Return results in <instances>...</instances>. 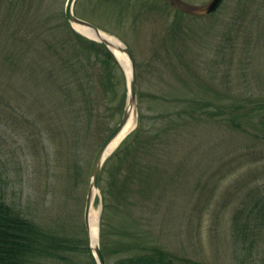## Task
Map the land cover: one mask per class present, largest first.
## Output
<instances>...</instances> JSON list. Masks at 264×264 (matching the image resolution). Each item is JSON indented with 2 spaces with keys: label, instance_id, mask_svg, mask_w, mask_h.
<instances>
[{
  "label": "rangeland",
  "instance_id": "obj_1",
  "mask_svg": "<svg viewBox=\"0 0 264 264\" xmlns=\"http://www.w3.org/2000/svg\"><path fill=\"white\" fill-rule=\"evenodd\" d=\"M23 1L11 10L0 2V197L56 237L58 254L34 264H88L86 191L114 110L88 125L87 103L59 101L62 89L31 74L42 9ZM44 1L63 23L66 0ZM209 1L131 0L122 12L94 0L74 4L78 16L94 17L131 50L136 126L162 142L150 153L135 157L134 144L124 154L122 165L146 169L142 190L126 200L114 192L112 156L102 167L92 209H105L99 242L107 264L152 245L172 255L170 264L264 259V0H221L209 14L190 9ZM116 77L119 97L126 85L122 73Z\"/></svg>",
  "mask_w": 264,
  "mask_h": 264
},
{
  "label": "trees",
  "instance_id": "obj_2",
  "mask_svg": "<svg viewBox=\"0 0 264 264\" xmlns=\"http://www.w3.org/2000/svg\"><path fill=\"white\" fill-rule=\"evenodd\" d=\"M15 1L16 0H0V2H3L2 4H6V8L9 10L13 8L14 5L12 2ZM130 1L131 0H94V4L98 8L108 7L109 4H116L115 6H118L119 11L122 12L125 11V9L128 10L131 3ZM23 4H25V0ZM30 4L31 0L29 2V5ZM35 4L42 9L40 13L42 19L39 20L42 22V28L38 30L39 32L37 31L36 36V52L38 56H34V58L29 61V64L32 65L30 68L31 74L37 76L41 75L40 84H46L45 86L49 89H51V87L56 88L57 86L59 89H62L64 91V96H59V101H65L66 99L67 103L71 105L78 103V101H82L83 106H86L87 103L88 125L93 123L92 121L95 117L99 120L107 108H112V110H114L113 115H111V117H113V123L105 130L106 134L102 137L104 140L118 123L116 117L120 112L122 115L126 103V86L125 92L119 97L116 93L117 89L115 91V85H117V71H119L120 74L122 73L123 80L126 82L122 67L114 55L103 44L90 40L76 32L66 21L65 17L63 23L60 21L59 24L56 23L57 20H53L51 15H48L47 5L44 0H36ZM106 9L107 8H105V10ZM88 19L100 27L99 22L95 21L94 17L91 16L88 17ZM63 32H65V36L61 34ZM95 58H97V61L95 60L97 64H100L99 72L96 71L95 65L92 64V60ZM55 65H59V74L57 78L52 71ZM33 66H36L38 69H33ZM97 84L99 87L94 89ZM94 90L102 94L101 98L99 94H93ZM112 103L113 105H111ZM42 105L46 108L48 106L46 103H42ZM101 107L103 112H101ZM51 108L54 107L50 105L47 108L48 112H50L49 110H51ZM262 109H264V105L259 108L261 113H263ZM251 111L255 112L257 110L252 109ZM252 116L255 115L252 113ZM261 119L264 120V117H261ZM85 124L86 122L83 123V125ZM138 126L139 125L124 138L118 148L109 156V158L112 156L111 159H114L111 165L117 167L111 179L113 180V188L114 185L116 188V190L114 188V192L120 200H126L130 198L135 191L142 190L138 185V183L141 182L138 179V175L143 173L141 169L146 170L143 165L135 162L134 164L122 165L121 159L124 154L129 151L130 147L134 144L133 152L136 157V154L139 153L144 154L147 151H149V153L152 152L154 148H157L162 143L159 142L156 144L154 135L151 137L144 136ZM135 168H139L140 170L137 171L138 169L136 170ZM103 208H105V203H103ZM104 213L105 209H102L100 217V237L103 235V224L101 220H103ZM56 246L57 239L54 234L43 229L34 221L23 217L18 210L7 204L6 201L0 197V264H34V261L37 259L58 254ZM86 250L91 257L88 264H96L88 244L86 245ZM170 256L172 255L163 248L152 245L146 249L145 252L137 256L118 260L115 264H170L172 262ZM184 264L204 263L187 260ZM260 264H264V259Z\"/></svg>",
  "mask_w": 264,
  "mask_h": 264
},
{
  "label": "water",
  "instance_id": "obj_3",
  "mask_svg": "<svg viewBox=\"0 0 264 264\" xmlns=\"http://www.w3.org/2000/svg\"><path fill=\"white\" fill-rule=\"evenodd\" d=\"M76 0H66L64 5V16L70 26L77 31L78 33L82 34L83 36L94 40L96 42H99L103 45H105L115 56L117 61L119 62L120 66L122 67L125 78H126V103L125 107L122 113V116L117 123V125L114 127L112 132L104 139L100 147L98 148L96 155L93 159V163L91 166L89 181H88V187L85 197V205H84V223L86 227L87 232V238H88V246L91 250L92 256L96 261V264H106L103 254L100 249V242H99V232H98V241L95 245H92L89 240V234H88V217L90 210L92 208L93 199L95 197L96 192L99 191L98 187V179L101 173L102 166L108 156L113 152H108L111 144L122 134L124 127L126 126V123L128 121L129 115H130V109L132 111L133 117H134V126L132 129L136 127V119H137V101H136V92H137V76H136V65L135 60L132 55V52L128 48L126 44H124L117 36L113 35L115 37L114 40L108 39L106 37H103L101 35L102 30L99 29L96 25L93 23L82 19L78 17L74 13V2ZM221 0H210L207 4L197 6V7H190V9L197 13V14H206L214 11L218 5L220 4ZM115 50L123 53L130 64V70L129 72L126 70L123 62L119 58V56L116 54ZM131 129V130H132ZM131 130L124 135L120 142L131 132ZM119 142V143H120ZM101 215V209L98 211V228H99V220Z\"/></svg>",
  "mask_w": 264,
  "mask_h": 264
},
{
  "label": "bare ground",
  "instance_id": "obj_4",
  "mask_svg": "<svg viewBox=\"0 0 264 264\" xmlns=\"http://www.w3.org/2000/svg\"><path fill=\"white\" fill-rule=\"evenodd\" d=\"M101 35L103 37L108 38V39H112V40L115 39V37L112 34L106 33L104 31L101 32ZM115 52L119 56V58L121 59V61L123 62L126 70L129 72V70H130V64L128 62L127 57L123 53H121V52H119L117 50H115ZM134 122H135L134 121V117H133L132 111L130 109V115H129L128 121L126 123V126L123 129L122 134L111 144L108 152H112L118 146L121 138L124 135H126L133 128ZM88 234H89L90 243L92 245H95L96 242L98 241V211H95L92 208L90 210L89 217H88Z\"/></svg>",
  "mask_w": 264,
  "mask_h": 264
}]
</instances>
